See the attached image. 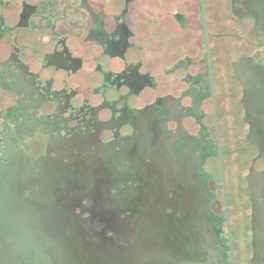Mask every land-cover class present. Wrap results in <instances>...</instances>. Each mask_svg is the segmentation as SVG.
I'll use <instances>...</instances> for the list:
<instances>
[{"label":"flooded vegetation","instance_id":"obj_1","mask_svg":"<svg viewBox=\"0 0 264 264\" xmlns=\"http://www.w3.org/2000/svg\"><path fill=\"white\" fill-rule=\"evenodd\" d=\"M0 264H264V0H0Z\"/></svg>","mask_w":264,"mask_h":264}]
</instances>
